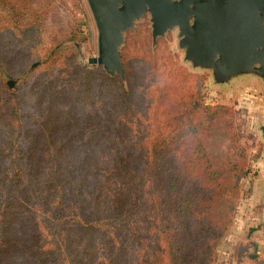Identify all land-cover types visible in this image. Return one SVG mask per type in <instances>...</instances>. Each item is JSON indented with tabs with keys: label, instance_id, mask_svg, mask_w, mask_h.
<instances>
[{
	"label": "trees",
	"instance_id": "1",
	"mask_svg": "<svg viewBox=\"0 0 264 264\" xmlns=\"http://www.w3.org/2000/svg\"><path fill=\"white\" fill-rule=\"evenodd\" d=\"M68 4L0 0V264H211L249 170L226 108L147 28L124 80L79 62Z\"/></svg>",
	"mask_w": 264,
	"mask_h": 264
},
{
	"label": "water",
	"instance_id": "2",
	"mask_svg": "<svg viewBox=\"0 0 264 264\" xmlns=\"http://www.w3.org/2000/svg\"><path fill=\"white\" fill-rule=\"evenodd\" d=\"M85 1L97 31V55L87 61L110 76L125 79L120 52L124 33L147 13L152 43L176 28L184 60L211 70L215 83L248 74L264 81V0ZM7 83L12 86L13 81ZM261 132L264 138V126Z\"/></svg>",
	"mask_w": 264,
	"mask_h": 264
},
{
	"label": "rangeland",
	"instance_id": "3",
	"mask_svg": "<svg viewBox=\"0 0 264 264\" xmlns=\"http://www.w3.org/2000/svg\"><path fill=\"white\" fill-rule=\"evenodd\" d=\"M72 2H76L78 6L75 8ZM69 4L76 12L80 31L84 33L85 40L80 46L74 42L65 44L73 46L70 51L76 52L79 62L93 65L87 61L89 57L97 55V31L92 15L85 0H69ZM59 7L62 5L59 4ZM143 28H147L150 33L152 51L156 48L157 40L162 39L166 42L176 65L202 78L200 95L205 106L223 105L226 108L223 119H220L217 125V131L223 133L227 129H235L238 132V143L245 150L244 155L249 170L246 177L239 181L232 215L226 223L223 236L214 247L211 264H253L254 260L264 252V138L261 132V127L264 126V81L248 74L233 78L224 84L215 83L211 70L195 68L184 60V50L178 46L176 28L158 37L155 44L152 43L147 13L136 20L134 26L124 33V41L120 47L121 62L123 49L131 34H136ZM148 118L151 128L154 129L156 121L152 108ZM189 147V143L183 146L184 149ZM215 149L223 148L215 147Z\"/></svg>",
	"mask_w": 264,
	"mask_h": 264
}]
</instances>
